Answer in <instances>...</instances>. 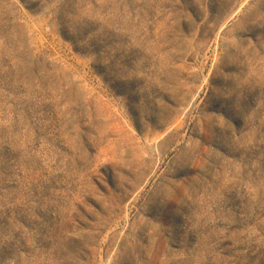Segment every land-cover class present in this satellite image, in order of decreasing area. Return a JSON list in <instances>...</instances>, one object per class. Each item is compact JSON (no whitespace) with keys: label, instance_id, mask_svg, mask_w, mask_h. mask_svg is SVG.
Masks as SVG:
<instances>
[{"label":"rangeland","instance_id":"obj_1","mask_svg":"<svg viewBox=\"0 0 264 264\" xmlns=\"http://www.w3.org/2000/svg\"><path fill=\"white\" fill-rule=\"evenodd\" d=\"M0 264H264V0H0Z\"/></svg>","mask_w":264,"mask_h":264}]
</instances>
